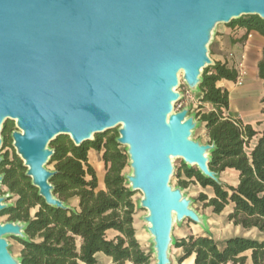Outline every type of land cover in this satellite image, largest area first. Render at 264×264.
I'll return each instance as SVG.
<instances>
[{"label": "water", "instance_id": "1", "mask_svg": "<svg viewBox=\"0 0 264 264\" xmlns=\"http://www.w3.org/2000/svg\"><path fill=\"white\" fill-rule=\"evenodd\" d=\"M250 16L264 20V0H0V150L5 124L15 123L12 146L38 195L75 211L54 194L50 145L69 137L79 147L116 130L132 168L127 183L143 194L156 264H175V223L209 228L170 186L173 159L222 184L209 166L215 143L192 139L197 114L174 111L179 79L201 94L204 72L216 64L218 26ZM11 195L0 198V214ZM27 226L0 224V264H22L8 238L28 241Z\"/></svg>", "mask_w": 264, "mask_h": 264}, {"label": "trees", "instance_id": "2", "mask_svg": "<svg viewBox=\"0 0 264 264\" xmlns=\"http://www.w3.org/2000/svg\"><path fill=\"white\" fill-rule=\"evenodd\" d=\"M230 25L264 37V20L257 16L244 17ZM215 63L205 70L200 85V102L211 105L212 110L196 114L207 131L209 143L216 146L209 164L211 171L221 175L226 170H235L240 174L239 183L235 187L218 184L184 164L183 170L187 179H194L203 188H212L214 197L209 199L201 194L200 200L207 201L206 206L214 214L220 215L232 206L230 222L264 235V133L227 116L230 93L217 84L222 80L235 83L238 72L226 63ZM258 69L264 82V49ZM13 125L7 123L3 133L6 135ZM117 138L116 131L113 135H97L94 141L79 147L69 137H60L50 145L55 151L50 161L56 172L51 180L54 194L65 203L77 198L75 211L48 206L26 177V169L16 153L13 161L4 157L0 163L2 186H7L17 200L1 215L9 216L7 222L28 225V241L18 240L23 246L22 264H98L99 253L111 257L113 264H150V255L136 238L132 200L135 193L124 174L129 157L116 142ZM255 138L258 141L253 146ZM92 150L101 154L105 164V190L98 189L97 173L89 162ZM187 184L180 181L182 188ZM110 232L115 237L111 238ZM175 248L184 252L180 261L195 255V264H245L247 252H251L253 264H264V240L235 237L226 242L224 249H219L210 236H189L177 240Z\"/></svg>", "mask_w": 264, "mask_h": 264}, {"label": "crops", "instance_id": "3", "mask_svg": "<svg viewBox=\"0 0 264 264\" xmlns=\"http://www.w3.org/2000/svg\"><path fill=\"white\" fill-rule=\"evenodd\" d=\"M263 49H264V37L257 32L248 33L246 29L239 26L227 25L223 28H217L214 41L211 45V56L215 62L226 63L230 68L236 63L243 62L246 68V82L245 85L238 89H231V83L227 80H222L218 82L217 86L226 89L230 93V105L227 116L232 119H237L243 121L244 124L252 126L257 132L264 133V115L262 111L264 110V82L259 77L258 65L263 58ZM230 54L233 57H230ZM202 95V94H200ZM200 97L199 99H201ZM198 99V100H199ZM203 108H207L208 111H211V105L201 104ZM202 110V109H201ZM192 113H198L191 108ZM204 125L201 124L200 128H203ZM258 141V138H255L252 141L254 146ZM209 143L208 142H205ZM91 153V152H90ZM91 155H94L91 154ZM227 175L233 177L234 187L239 183L240 174L235 170H226L220 176ZM79 200L77 199L76 204H70L72 207L76 208L78 206ZM213 211V210H212ZM232 212V210L227 214ZM207 217V224L209 231H204L200 226L197 231L185 230L181 232L180 237L177 240L187 238L189 236H210L215 240L219 249H224L226 242L235 237H244L250 239L264 240V235L256 229L246 230L241 226H235L229 220L227 221L226 227L221 231V234H216L212 231L211 221L209 217L205 214H202ZM110 237H115L114 232H110ZM175 253L176 264H195V255L188 257L187 259L180 261L183 257L184 252L182 249H177ZM247 256V261L245 264H253L251 258V252L245 253ZM21 257V256H18ZM98 264H113V259L106 256L103 253L97 254ZM126 264H132L127 262ZM233 264V263H228Z\"/></svg>", "mask_w": 264, "mask_h": 264}, {"label": "rangeland", "instance_id": "4", "mask_svg": "<svg viewBox=\"0 0 264 264\" xmlns=\"http://www.w3.org/2000/svg\"><path fill=\"white\" fill-rule=\"evenodd\" d=\"M225 25H219L218 28H223ZM211 49V46H210ZM212 58V56H211ZM213 59V58H212ZM247 73V71H246ZM180 85L177 88V92L182 95V99L179 103L175 105V112H178L186 107H191L193 108L194 111H199L197 112H209L207 108H200L201 106L198 105V103H201L200 95L199 93L193 92L189 87L186 85L184 79H183V74L180 76ZM246 82V76L243 79V84L242 86L245 85ZM242 86L237 85V82L231 83V89H238L241 88ZM199 99V100H198ZM202 109V110H201ZM212 109V107H211ZM7 123H12V122H7ZM6 123V124H7ZM5 124V125H6ZM11 127V130L5 135L4 133L1 134V138L4 140L3 143V148L0 150V158L5 157L8 158L9 161H13L15 157V149L12 146V139H11V134L14 131H18L15 123ZM110 135H113L116 133V130L108 132ZM106 133V134H108ZM104 134V135H106ZM192 139L194 141H202L203 143L208 142L209 137L207 135V131L205 127L203 128H198L195 130L194 134L192 135ZM6 140V141H5ZM123 150H125V147H122ZM89 153V162L93 166V168L96 170L97 177H98V182H99V190H105V185H104V177L106 174L105 170V164L102 161V156L101 154L97 153L96 151L92 150ZM94 155H91L93 154ZM173 167H174V174L171 177L170 180V186L173 189H181L182 194L184 197H187L188 199L192 200V208L196 209L199 211L201 214H205L209 217V220L211 221V226L213 228L212 231L216 232V234H221V231L226 227L227 221H228V216L227 214L232 210V206H228L223 213L220 215H216L213 213L212 208L207 207V201H201L200 196L201 194H205L208 196L209 199L214 197V193L212 188H203L199 183H197L194 179L190 180L187 179L183 170V160L181 159H173L172 161ZM9 167V166H8ZM7 167V168H8ZM195 168V167H194ZM47 169L53 171L54 170V164H49L47 165ZM196 169V168H195ZM124 174L126 176H131L132 175V168L130 165H128L124 171ZM187 181L188 184L185 188L180 187V181ZM220 181L224 183L227 186H234V181L232 176L227 175H222L220 176ZM10 193L9 189L7 186H1L0 189V198H3L5 194ZM12 198L8 201H6L7 204H14L17 200V196L11 195ZM143 199V194L140 192L135 193L133 196L132 200L135 204V214H134V228L136 230V238L138 242L140 243L142 249L146 252V254L150 255V264H156L155 262V254H153V248H154V243H153V238L151 234L149 233L148 230V223L146 221V218L148 216V211L144 210L141 208V200ZM68 203L70 204H76L77 203V198L71 199ZM37 209L33 210L31 212L32 216L35 215V212ZM9 220V216L4 215L2 216L0 214V224H4ZM185 230H191V231H197L198 232V227L196 224L190 222V221H184L181 226H178L177 223H175V227L172 233L173 239L177 241L178 237H180L181 232ZM109 236H111L109 234ZM8 241L10 243V248L9 251L13 254V256L18 257L21 256L23 246L22 244L13 238H8ZM177 251V248H175V245L173 244L170 248L171 256L174 258L175 262L177 263L175 259V253ZM175 263V264H176Z\"/></svg>", "mask_w": 264, "mask_h": 264}, {"label": "built area", "instance_id": "5", "mask_svg": "<svg viewBox=\"0 0 264 264\" xmlns=\"http://www.w3.org/2000/svg\"><path fill=\"white\" fill-rule=\"evenodd\" d=\"M230 57L232 58L233 55L230 54ZM233 68L238 72V79H237V85L239 86H242L243 84V79L244 77L246 76V68L244 66V63L243 62H240V63H236Z\"/></svg>", "mask_w": 264, "mask_h": 264}, {"label": "bare ground", "instance_id": "6", "mask_svg": "<svg viewBox=\"0 0 264 264\" xmlns=\"http://www.w3.org/2000/svg\"><path fill=\"white\" fill-rule=\"evenodd\" d=\"M154 258H155V262H156V254H155V257Z\"/></svg>", "mask_w": 264, "mask_h": 264}]
</instances>
